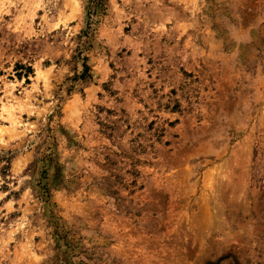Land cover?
<instances>
[{
	"label": "rangeland",
	"instance_id": "374dc122",
	"mask_svg": "<svg viewBox=\"0 0 264 264\" xmlns=\"http://www.w3.org/2000/svg\"><path fill=\"white\" fill-rule=\"evenodd\" d=\"M0 264H264V0H0Z\"/></svg>",
	"mask_w": 264,
	"mask_h": 264
}]
</instances>
